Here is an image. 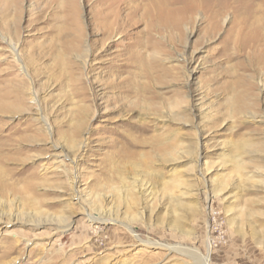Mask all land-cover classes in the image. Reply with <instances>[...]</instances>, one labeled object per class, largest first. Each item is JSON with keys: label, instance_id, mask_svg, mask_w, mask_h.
I'll return each mask as SVG.
<instances>
[{"label": "rangeland", "instance_id": "obj_1", "mask_svg": "<svg viewBox=\"0 0 264 264\" xmlns=\"http://www.w3.org/2000/svg\"><path fill=\"white\" fill-rule=\"evenodd\" d=\"M263 1L0 0V264H264Z\"/></svg>", "mask_w": 264, "mask_h": 264}, {"label": "bare ground", "instance_id": "obj_2", "mask_svg": "<svg viewBox=\"0 0 264 264\" xmlns=\"http://www.w3.org/2000/svg\"><path fill=\"white\" fill-rule=\"evenodd\" d=\"M224 1V0H223ZM261 1V0H260ZM227 2H229V1H227ZM217 3V2H216ZM240 4H242V2L240 3ZM263 5H264V1H263ZM243 6V12H245V13H252V14H257V13H263V9H260V6H261V4L259 5V6H257L255 3H254V1H251V3H249L248 5H245V3L242 5ZM238 8V7H237ZM240 8V7H239ZM240 11V10H239ZM241 14V13H240ZM239 15V14H238ZM263 15V14H262ZM253 16V15H252ZM250 17H251V15H250ZM235 23V22H234ZM174 34V33H173ZM258 40V39H257ZM264 41V40H263ZM145 55V54H144ZM147 55V54H146ZM185 59V58H184ZM189 60V59H188ZM136 61H138V60H136ZM187 62V61H186ZM189 64V63H188ZM156 70V69H155ZM164 70V69H163ZM141 71V70H140ZM154 72L155 71H152V70H142L141 72H139V74L137 75L136 74V76L137 77H145V78H148V79H155L156 78V75H154ZM157 72H158V70H157ZM264 81V80H263ZM262 81V82H263ZM132 85H133V83H132ZM132 89H135V88H131L130 86H128L127 85V91L129 92V91H133ZM137 90V89H136ZM148 93V92H147ZM140 95V94H139ZM144 95V94H143ZM256 101V100H255ZM257 104V103H256ZM261 117V116H260ZM143 126H145V125H143ZM142 126V127H143ZM99 213V212H98ZM101 213V212H100ZM106 213V212H105ZM94 215V214H93ZM103 216H104V214H103ZM91 219H92V217L91 216H89ZM95 218V217H94ZM109 219H111V218H109ZM102 220H107V219H102ZM93 221V220H92ZM101 221V220H100ZM108 221V220H107ZM64 223V222H63ZM61 226V225H60ZM67 226H69V224L68 223H64L63 224V226H61L62 227V230H64ZM148 246H150V247H156L155 245H151V244H149Z\"/></svg>", "mask_w": 264, "mask_h": 264}]
</instances>
